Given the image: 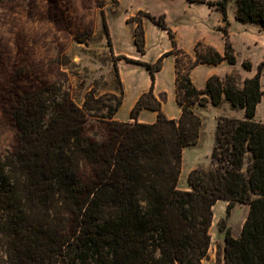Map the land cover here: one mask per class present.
Instances as JSON below:
<instances>
[{"label": "trees", "instance_id": "trees-1", "mask_svg": "<svg viewBox=\"0 0 264 264\" xmlns=\"http://www.w3.org/2000/svg\"><path fill=\"white\" fill-rule=\"evenodd\" d=\"M188 1L214 5L228 24V0ZM235 2V19L264 32V0ZM138 14L167 31L180 116L165 117L163 95L153 94L154 75L166 54L154 63L115 57L149 73V91L130 116L151 109L157 112L154 123L113 119L123 100L116 61L118 93L88 91L81 106L58 81L18 92L11 108L16 144L0 155V264H203L218 199L228 201L226 213L234 203L249 206L239 236L224 234V264H264V122L255 120L264 97L261 63L252 77L212 75L198 89L190 68L236 62L227 30L221 29L223 54L200 40L192 59L177 48L164 14ZM133 40L143 54L141 19L135 20ZM107 41L112 49L109 35ZM178 55L191 61L183 71ZM241 65L252 67L250 61ZM223 99L243 109L244 117L216 118L211 167L192 169L190 189L181 190L182 151L197 142L202 126L195 105L218 106Z\"/></svg>", "mask_w": 264, "mask_h": 264}, {"label": "rangeland", "instance_id": "rangeland-1", "mask_svg": "<svg viewBox=\"0 0 264 264\" xmlns=\"http://www.w3.org/2000/svg\"><path fill=\"white\" fill-rule=\"evenodd\" d=\"M146 10L156 16L169 12L171 25L175 21L183 23L187 40L192 39L196 35L194 30H201V26L217 33L212 28L214 20L199 9L188 8L184 0H0V155L16 144L17 129L11 108L18 92L58 81L79 106L88 91H94L96 96L117 94L115 56L108 44V35L116 42L130 36L135 20H147L138 14ZM219 27L228 29L225 22ZM241 27L237 24L232 33L239 67L244 69L240 62L250 61L256 70L261 63L260 82L264 90V36L256 27ZM217 34L211 35V39L219 40ZM255 42L258 44L253 45ZM178 58L179 70L183 71L191 61L182 55ZM232 72L242 81L238 71ZM181 97L186 102L183 95ZM239 109L220 106L197 112L206 121L197 158L200 162L207 161V165L198 164L199 168L211 167L216 118L220 115L239 118ZM257 118L264 122V103L259 107ZM88 129L91 132V128ZM186 171H180L179 189L186 186ZM213 209L216 218L209 227L210 245L203 262L224 264V234L226 231L231 234L232 225L239 227L241 209L234 211L232 219V208L226 213L222 203H217Z\"/></svg>", "mask_w": 264, "mask_h": 264}, {"label": "crops", "instance_id": "crops-1", "mask_svg": "<svg viewBox=\"0 0 264 264\" xmlns=\"http://www.w3.org/2000/svg\"><path fill=\"white\" fill-rule=\"evenodd\" d=\"M186 6L188 8H196L205 13V15L214 20V26L212 27L215 32H209L205 27L201 26V30H194L196 35L187 40L186 30H183V23L179 21H175L176 23L169 22L170 13H161L165 15L166 25L172 30L176 42V46L178 49L183 50L187 55H189L192 59L195 58L194 45L197 41H204L210 45H212L219 53L223 54L224 52V44L225 39L224 35L221 34L222 30L219 27L222 23L221 13L217 10L214 5H207L202 2H189L188 0H184ZM216 1V0H212ZM233 3L235 6H233ZM231 10V11H230ZM147 11V10H146ZM148 12V11H147ZM236 12V2L235 0H228L227 2V20H228V36L229 40L232 44L236 62L235 64H230L226 60H223L217 64H207V63H199L192 68L189 69V77L192 81L193 85L202 89L205 86L206 80L208 77L212 75H216L219 77L225 76V74L231 73L232 71H238V73L242 76V79L246 77H252L256 72L254 66L252 65L250 70H241V66L239 67V60L237 58V51L234 45V41L232 40V33L234 26L240 24L243 26L241 28H246L249 26L256 27L259 33L264 36L263 30L259 27V25L250 23V22H239L235 19ZM150 13V12H149ZM173 20V19H172ZM174 22V20H173ZM143 30H144V53L141 54L134 44L133 40V31L134 28L129 30V35L126 38H121L119 42L115 40H111L112 43V51L115 57L125 56L130 58L131 60H139L147 63H154L161 55H164L162 58V65L159 71L155 72L154 75V83H153V94L157 99H160L163 95L164 99L161 101V110L165 117L168 119H177L180 116L181 108L177 104L176 101V65H175V55L173 53H169L173 47L167 31L162 29L161 27L154 24L149 18L147 20L142 21ZM220 33V34H219ZM217 34L219 40L211 39V35ZM258 42H255L253 45H257ZM248 48L249 45H246ZM247 57V56H245ZM116 66L118 71V76L121 82V86L123 89V100L121 106L115 112L113 119L119 122H141V123H154L157 119V112L151 109H141L137 114L135 119L131 118L130 112L136 101L143 93L149 91L151 85V79L149 73L145 70V68L134 61H126L124 59L116 58ZM241 63V62H240ZM264 103V97L261 98L260 102L256 106L255 120L260 121L257 118L258 110L260 105ZM230 107V103L223 99L222 102L218 106H214L211 103H207L206 106L201 107L199 105H195V110L200 112L201 109H209L210 107L218 109L219 107ZM244 117L243 109H239V118ZM238 118V117H237ZM204 128H206L205 119L202 120L201 132L197 142L194 145H188L183 148L182 151V159H181V172L183 169H187L185 176L187 177L188 173L198 167V164H206L205 162L198 161L197 150L202 146V133ZM212 149V146H211ZM211 153V151H210ZM209 154V153H208ZM180 172V174H181ZM179 180V179H178ZM178 183V182H177ZM189 184L186 183V186H183L181 190H189ZM217 203H222V209L225 210L228 201L224 199H218L213 208ZM241 209V213L238 215L241 217L242 221L239 227L234 228L232 225L231 235L233 237H238V233H240L242 224L247 216L249 206L247 203H236L231 212V219L234 216V211L236 209ZM216 217L214 216L213 209V219L214 221ZM234 221V220H233ZM232 223V222H231ZM203 264H205L203 262Z\"/></svg>", "mask_w": 264, "mask_h": 264}]
</instances>
